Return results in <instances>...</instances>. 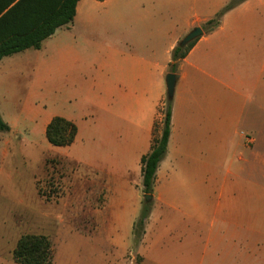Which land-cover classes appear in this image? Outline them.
<instances>
[{"label":"crops","instance_id":"obj_1","mask_svg":"<svg viewBox=\"0 0 264 264\" xmlns=\"http://www.w3.org/2000/svg\"><path fill=\"white\" fill-rule=\"evenodd\" d=\"M230 2L81 0L71 24L41 49H29L33 60L29 50L4 58L23 61L20 74L31 73L30 91L44 76L40 87L73 102L57 117L78 127L69 147L76 152L60 157L77 164L79 186L80 171L95 174L103 206L138 198L133 179L142 178L141 159L151 151L158 110L167 100L172 53ZM203 33L180 64L169 149L145 231L149 255L141 264H167L156 254L168 238L174 240L172 264H264L256 244L264 232L262 155L254 136L264 127V0H246ZM6 123L13 135L15 127ZM85 136L108 139H95L107 146L81 170L77 143ZM227 139H238L230 154ZM111 146L122 153L114 156Z\"/></svg>","mask_w":264,"mask_h":264},{"label":"rangeland","instance_id":"obj_2","mask_svg":"<svg viewBox=\"0 0 264 264\" xmlns=\"http://www.w3.org/2000/svg\"><path fill=\"white\" fill-rule=\"evenodd\" d=\"M34 53L29 50L26 56L33 60ZM23 65L19 56L0 63V112L16 129L13 135L0 131V263H14L13 251L22 236L38 235L51 241L53 264H141L148 254L144 252L148 246L144 241L148 222L140 223L148 203L142 178L133 179L138 198L126 196V201H112L106 206L103 188L101 192L95 190L98 179L92 171H80L88 179L83 181V176L80 186L75 183L77 164L60 156H72L76 151L70 146L50 144L46 130H42L45 121L63 116L73 102L47 92L43 84L40 87L44 76L39 88L30 91L33 78L29 70L20 74ZM255 130V150L262 155L260 180L264 186V127ZM83 139L77 143L84 157L81 170L85 162L88 166L97 162L95 156L102 151L99 148L97 152L98 147L107 146L95 139L108 137ZM233 140L238 139H227L229 154ZM110 150L114 156L122 153L112 146ZM118 233L122 236L121 246L116 249L113 239ZM173 241L165 240L157 252L156 258L162 263H173ZM256 244L264 250V232Z\"/></svg>","mask_w":264,"mask_h":264},{"label":"trees","instance_id":"obj_3","mask_svg":"<svg viewBox=\"0 0 264 264\" xmlns=\"http://www.w3.org/2000/svg\"><path fill=\"white\" fill-rule=\"evenodd\" d=\"M81 0H0V61L29 49L39 50L43 42L60 28L71 24ZM105 1V0H98ZM246 0H231L217 16L203 26L205 32L218 27L224 15ZM199 39L186 47L178 45L172 53L169 73L179 75L181 62L187 57ZM173 99L165 101L158 110L153 129L151 151L142 157V187L145 195H153L156 174L165 159L172 130ZM161 116L163 119L161 120ZM10 126L0 115V131L10 132ZM78 127L62 117L51 120L46 129L50 144L57 147L71 146L77 137ZM152 203H146L140 223L146 224ZM17 264H53L55 251L46 236L24 235L13 251Z\"/></svg>","mask_w":264,"mask_h":264},{"label":"water","instance_id":"obj_4","mask_svg":"<svg viewBox=\"0 0 264 264\" xmlns=\"http://www.w3.org/2000/svg\"><path fill=\"white\" fill-rule=\"evenodd\" d=\"M203 30L201 28H195L192 30L189 34H187L182 41L180 42V46L186 47L191 42L195 41L196 39H199L201 36H203ZM177 75L169 73L166 77V89H167V98L173 99L175 94V87L177 83ZM145 199L147 202H151L153 200L152 195H146Z\"/></svg>","mask_w":264,"mask_h":264}]
</instances>
